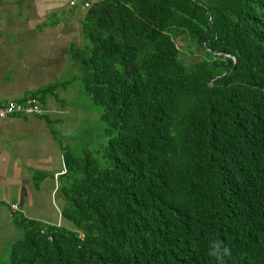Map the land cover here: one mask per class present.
I'll return each mask as SVG.
<instances>
[{"label":"trees","instance_id":"obj_1","mask_svg":"<svg viewBox=\"0 0 264 264\" xmlns=\"http://www.w3.org/2000/svg\"><path fill=\"white\" fill-rule=\"evenodd\" d=\"M81 33L69 57L116 134L65 153L62 222L13 217L0 264H264V0H100Z\"/></svg>","mask_w":264,"mask_h":264},{"label":"crops","instance_id":"obj_2","mask_svg":"<svg viewBox=\"0 0 264 264\" xmlns=\"http://www.w3.org/2000/svg\"><path fill=\"white\" fill-rule=\"evenodd\" d=\"M69 2L0 0V105L23 100L29 93L54 85L42 93L40 103L45 109L42 115L0 119V223L3 225L10 226L18 215L45 223L62 222L63 196L59 209L54 203L57 217L53 220L36 216L34 210L44 198L50 200L59 194L66 173L67 144H74L71 138L63 142L61 124L67 118L72 119L69 112L82 110L57 95V88L64 87L60 85L61 74L76 70L68 49L71 44L80 45L84 41L81 20L87 8L79 1L75 5ZM13 202L19 206L15 212L9 209Z\"/></svg>","mask_w":264,"mask_h":264},{"label":"rangeland","instance_id":"obj_3","mask_svg":"<svg viewBox=\"0 0 264 264\" xmlns=\"http://www.w3.org/2000/svg\"><path fill=\"white\" fill-rule=\"evenodd\" d=\"M177 44L179 49L182 50V46L185 45V42L178 41ZM188 57H192V59L196 58L192 55H189ZM79 75L80 73L77 68L74 71L63 72L59 80L61 82L60 85L63 84L64 87L61 86L62 88H57L59 90L57 93L58 97L64 98L66 99V103L68 102V104H73L82 109L81 112H69L68 116L72 117V119L67 118V120L61 124L62 133L60 132V136L63 139V142L68 141V138H71L72 142H74L73 145L72 143L67 144V150L73 155H82L86 148L93 152H97L98 149L100 150L99 152L104 151L99 147L102 148L103 145L108 143L109 137L116 134L114 130L111 133H106L105 123L100 117L101 104L92 102L85 92L81 80L78 78ZM62 93L64 94L61 95ZM45 106L48 105L45 104ZM63 180H65L64 176H62V181ZM62 196L63 194L59 191L57 197L55 198V196H53L50 199L51 201L44 198L42 203L40 202L39 205H36L38 207L37 210H34L36 211V216L50 218V220H53L54 216L57 217L54 203L58 205L59 209V206L63 204ZM48 201L51 202V205ZM42 212L44 213L42 214ZM25 217L30 218L27 216ZM22 235L23 228L15 225L13 220L11 221L10 226L0 223V261H6L8 259L11 244Z\"/></svg>","mask_w":264,"mask_h":264},{"label":"built area","instance_id":"obj_4","mask_svg":"<svg viewBox=\"0 0 264 264\" xmlns=\"http://www.w3.org/2000/svg\"><path fill=\"white\" fill-rule=\"evenodd\" d=\"M79 1L84 8L90 7L92 0H70V5H75ZM45 109L41 106L38 100L34 97L25 100L8 101L0 105V119L13 117L17 115H42ZM65 169L61 171L64 173ZM9 209L11 212L19 210L18 203H10Z\"/></svg>","mask_w":264,"mask_h":264},{"label":"clouds","instance_id":"obj_5","mask_svg":"<svg viewBox=\"0 0 264 264\" xmlns=\"http://www.w3.org/2000/svg\"><path fill=\"white\" fill-rule=\"evenodd\" d=\"M231 254V249L221 241L214 240L210 244L209 255L216 257L219 261H223L225 257H230Z\"/></svg>","mask_w":264,"mask_h":264},{"label":"water","instance_id":"obj_6","mask_svg":"<svg viewBox=\"0 0 264 264\" xmlns=\"http://www.w3.org/2000/svg\"><path fill=\"white\" fill-rule=\"evenodd\" d=\"M218 53V52H217Z\"/></svg>","mask_w":264,"mask_h":264}]
</instances>
